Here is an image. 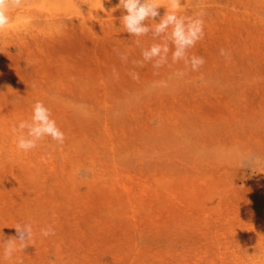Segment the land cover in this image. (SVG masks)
<instances>
[{"label":"rangeland","instance_id":"374dc122","mask_svg":"<svg viewBox=\"0 0 264 264\" xmlns=\"http://www.w3.org/2000/svg\"><path fill=\"white\" fill-rule=\"evenodd\" d=\"M118 3L24 0L0 33V233L32 224L23 264H264V0H183L198 72L171 50L139 67L164 37L130 36ZM37 101L65 140L23 152Z\"/></svg>","mask_w":264,"mask_h":264},{"label":"clouds","instance_id":"9594fccd","mask_svg":"<svg viewBox=\"0 0 264 264\" xmlns=\"http://www.w3.org/2000/svg\"><path fill=\"white\" fill-rule=\"evenodd\" d=\"M23 2L24 0H0V33L5 32L11 23L12 10L21 7ZM183 7V0H164V4L160 0H119L117 8H122L126 13L120 18L125 32L138 38L148 35L149 32L153 38L164 37L162 43H153L142 49V60L137 62L139 67H143L145 62H152L154 68H161L168 63L170 50L173 63L183 61L192 72H198L203 67L206 62L204 57L190 56L189 50L204 38L205 13L200 11L195 16H184L179 14ZM161 8L166 10L163 15L160 13ZM147 21H152L153 25L150 27ZM136 43L140 46L139 40ZM219 54L225 57L229 55L223 48L219 50ZM121 59L126 60L127 57L122 54ZM131 75L133 79L139 78L138 73ZM183 75V71L177 73V76ZM13 132L17 134V148L23 152L35 149L38 142L45 137L58 144L65 140V134L52 118L50 109L41 101L33 105L30 121L21 120L13 128ZM14 228L15 237L5 239L0 233V253L5 259L15 258L16 264H23L22 259L16 258L15 254L22 252L28 241L32 240L33 226L28 222L17 224ZM40 234L47 238L55 235V230L52 226H46L40 229Z\"/></svg>","mask_w":264,"mask_h":264}]
</instances>
